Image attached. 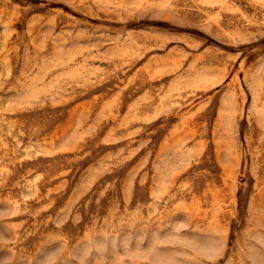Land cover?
Wrapping results in <instances>:
<instances>
[{"label": "rangeland", "instance_id": "1", "mask_svg": "<svg viewBox=\"0 0 264 264\" xmlns=\"http://www.w3.org/2000/svg\"><path fill=\"white\" fill-rule=\"evenodd\" d=\"M0 264H264V0H0Z\"/></svg>", "mask_w": 264, "mask_h": 264}]
</instances>
